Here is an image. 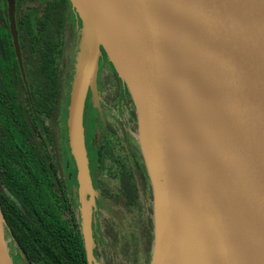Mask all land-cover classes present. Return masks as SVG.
<instances>
[{
  "label": "water",
  "instance_id": "water-1",
  "mask_svg": "<svg viewBox=\"0 0 264 264\" xmlns=\"http://www.w3.org/2000/svg\"><path fill=\"white\" fill-rule=\"evenodd\" d=\"M70 1L85 27L68 127L89 261L95 190L83 108L89 81L93 88L96 85L103 45L137 109L140 146L154 192L151 264H181L184 207L178 190L175 52L187 64V87L197 95L210 143L207 171L200 173L186 210L200 241L194 239L195 264H264V0H97L98 5L93 4L106 22L116 16L124 23L122 35L113 38L122 50V67L115 59L120 54L112 52L109 31L105 26L98 29L87 0ZM176 31L181 35L180 49L173 37ZM122 39L123 45L118 43ZM216 186L222 223L212 230L206 228L210 216L202 209L211 203L207 195L218 193ZM0 225V264H14L1 207Z\"/></svg>",
  "mask_w": 264,
  "mask_h": 264
},
{
  "label": "flooded vegetation",
  "instance_id": "flooded-vegetation-1",
  "mask_svg": "<svg viewBox=\"0 0 264 264\" xmlns=\"http://www.w3.org/2000/svg\"><path fill=\"white\" fill-rule=\"evenodd\" d=\"M71 6L70 0H0V148L14 145L20 162L29 160L34 170L46 165L44 173L53 180L50 187L69 201L55 211L82 239L88 264H149L154 192L141 146L134 142L136 105L104 55L84 116L95 190L90 214L93 258L88 259L68 127L82 40L72 29L76 24ZM2 191L9 194L5 187ZM6 236L14 264H26L8 228Z\"/></svg>",
  "mask_w": 264,
  "mask_h": 264
},
{
  "label": "trees",
  "instance_id": "trees-1",
  "mask_svg": "<svg viewBox=\"0 0 264 264\" xmlns=\"http://www.w3.org/2000/svg\"><path fill=\"white\" fill-rule=\"evenodd\" d=\"M72 87L73 81L70 101ZM44 170L46 165L37 171L29 160L21 163L14 145L0 148V207L5 227L30 264H88L82 239L67 228L55 211L59 204L64 206L69 201L56 195L50 187L53 180ZM1 186L9 194L3 193ZM153 244L154 238L149 264Z\"/></svg>",
  "mask_w": 264,
  "mask_h": 264
},
{
  "label": "bare ground",
  "instance_id": "bare-ground-1",
  "mask_svg": "<svg viewBox=\"0 0 264 264\" xmlns=\"http://www.w3.org/2000/svg\"><path fill=\"white\" fill-rule=\"evenodd\" d=\"M91 13L95 19L99 30L105 26L110 40L112 42V52L120 54L119 58L115 59L119 67L123 66L122 50L116 44L113 38L122 35L124 23L113 17L109 22H106L104 15L100 13L97 7V0H87ZM108 27V29H107ZM106 33V34H107ZM174 41L181 48V35L177 31L173 33ZM123 45V39L118 41ZM175 122H176V153L178 167V190L181 198V264H195V244H199V239L195 237V231L191 226V214L188 210L189 203L193 197L196 186L199 183L200 173L204 174L207 171L208 155H209V136L205 121L201 114L197 95L187 87L188 67L180 52H175ZM218 193L207 195V199L211 202L202 209L204 216L209 215V222L206 228L210 226L212 230L221 228L222 223V202L220 198V189ZM202 215V218L204 219ZM198 222V220H197ZM0 225V233L2 232ZM221 230L218 231V234Z\"/></svg>",
  "mask_w": 264,
  "mask_h": 264
},
{
  "label": "rangeland",
  "instance_id": "rangeland-1",
  "mask_svg": "<svg viewBox=\"0 0 264 264\" xmlns=\"http://www.w3.org/2000/svg\"><path fill=\"white\" fill-rule=\"evenodd\" d=\"M70 12H71V14H72V24H76L72 29L74 30V31H76V33H81V34H83L84 33V31H85V27H84V25H83V20H82V18H81V16H80V14H79V12L77 11V9L75 8V6L72 4V6H71V9H70ZM74 17H75V19H74ZM76 27V28H75ZM78 31V32H77ZM82 37H83V35H82ZM78 48H79V45H78V47H77V50H78ZM79 51V50H78ZM100 52H101V54H100V58H101V56H105L109 61H110V63L114 66V64H113V62H112V59H111V57L109 56V54H108V52H107V50H106V48L103 46V45H100ZM76 57H78V52L76 53ZM76 65V64H75ZM114 68H115V70H116V72H117V69H116V67L114 66ZM76 69V68H75ZM118 73V72H117ZM97 74H98V72H97ZM119 75V74H118ZM120 79L124 82V84H125V86H126V88H127V90H128V92L131 94V92H130V89H129V86L127 85V83L125 82V80L123 79V78H121V76H120ZM91 80L89 81V83H88V85H87V87H86V96H85V102H84V108H83V128H85L84 127V116H85V109H86V99H87V96H88V93L92 90V86H91ZM132 96V95H131ZM137 110V109H136ZM138 115V114H137ZM139 135H140V131H139V126H138V130H137V132L135 133V143H137L138 144V146L140 147V141H139ZM84 136H85V129H84ZM85 144H86V139H85ZM76 167H77V165H76ZM77 175H78V169H77ZM77 181H78V183H80L79 182V179H78V176H77ZM79 186H80V184H79ZM79 189H80V187H79ZM85 195V199L86 200H88V196L86 195V194H84ZM82 197V196H81ZM91 211H92V208H91ZM5 239L7 240V242H8V247H9V251L11 250V246H12V244H11V242H10V240L7 238V236L5 235ZM16 255H18V252L16 251Z\"/></svg>",
  "mask_w": 264,
  "mask_h": 264
}]
</instances>
